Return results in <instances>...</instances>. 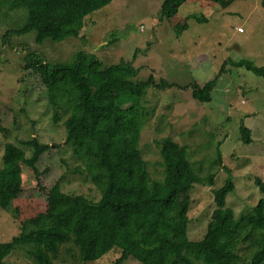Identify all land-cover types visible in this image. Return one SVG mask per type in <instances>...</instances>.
Listing matches in <instances>:
<instances>
[{
	"label": "trees",
	"instance_id": "trees-1",
	"mask_svg": "<svg viewBox=\"0 0 264 264\" xmlns=\"http://www.w3.org/2000/svg\"><path fill=\"white\" fill-rule=\"evenodd\" d=\"M6 1L12 9H27L25 23L6 35L34 30L36 40L43 42L79 36L86 16L113 0ZM188 1L164 0L161 18L171 20L178 31L188 28V18H176ZM199 1L228 7L235 0ZM25 59V69L49 88L54 117L60 120L65 116L67 142L84 165L79 170L101 190V197L93 201L83 193L67 192L59 180L49 186L40 183V177L50 172L57 145L38 137L19 143L8 141L0 164V206L20 221L21 233L0 242V264H8L7 256L17 247L33 256L35 263L51 264L68 243L78 248L85 262L118 249L119 255L111 264H126L130 257L141 264H240L244 240H250L254 247L246 264H264V196L249 212L237 217L234 208L227 205V196L236 187L230 168L225 183L215 190L217 206L205 236L199 240L190 239L188 234L191 190L198 182L213 185L215 172L202 177L187 147L166 136L161 141L164 177H151L139 145L144 125L155 113L146 105L145 95L150 85L165 88L174 84L164 79L158 82L153 74L136 79L139 68L131 60L104 65L96 54L83 50L70 63L53 64L36 52H28ZM228 62L264 74V66L257 67L245 58L227 59L213 78L192 83L195 98L212 99ZM242 132L243 141L251 142V129L242 126ZM221 161L219 153L217 163ZM41 166L45 168L41 170ZM29 170L36 175L43 198L25 194ZM256 181L264 192V181L260 177Z\"/></svg>",
	"mask_w": 264,
	"mask_h": 264
},
{
	"label": "rangeland",
	"instance_id": "rangeland-1",
	"mask_svg": "<svg viewBox=\"0 0 264 264\" xmlns=\"http://www.w3.org/2000/svg\"><path fill=\"white\" fill-rule=\"evenodd\" d=\"M163 1L113 0L86 16L79 36L38 42L34 30L6 35L25 23L27 9H12L6 0H0V164L8 141L19 143L38 137L57 145L50 172L40 177V183L49 186L59 180L63 190L99 200L101 190L79 170L84 165L67 142L65 116L60 120L54 117L50 90L40 77L25 69V58L28 52H36L53 64L70 63L83 50L96 54L104 65L131 60L139 68L136 79L153 74L158 82L164 79L174 84L165 88L150 85L145 95L146 105L155 113L146 121L139 145L151 177H164L161 141L166 136L187 147L202 177L211 171L216 174L213 185L198 182L191 190L188 234L190 239L199 240L205 236L217 206L215 190L230 175L227 167L236 183L227 205L234 208L237 217L249 212L264 196L256 181L258 177L264 181V74L228 62L211 100L195 98L192 89L194 81L213 78L227 59L245 58L257 67L264 66V0H235L228 7L190 0L176 16L188 18L189 27L182 31L168 18H161ZM195 16L208 19L199 21ZM242 126L252 131L249 143L243 141ZM219 153L222 161L217 163ZM28 173L25 194L43 198L36 175L32 170ZM20 233V221L0 206V242ZM250 244V240L240 244V264L250 259L254 249ZM17 248L7 256L8 264H39L27 251ZM118 255V249L111 250L85 262L78 248L68 243L51 264H111ZM126 264L141 263L130 257Z\"/></svg>",
	"mask_w": 264,
	"mask_h": 264
},
{
	"label": "built area",
	"instance_id": "built-area-1",
	"mask_svg": "<svg viewBox=\"0 0 264 264\" xmlns=\"http://www.w3.org/2000/svg\"><path fill=\"white\" fill-rule=\"evenodd\" d=\"M240 30H242V27H240Z\"/></svg>",
	"mask_w": 264,
	"mask_h": 264
},
{
	"label": "clouds",
	"instance_id": "clouds-1",
	"mask_svg": "<svg viewBox=\"0 0 264 264\" xmlns=\"http://www.w3.org/2000/svg\"><path fill=\"white\" fill-rule=\"evenodd\" d=\"M242 30H243V28H242ZM242 30H240V31H242Z\"/></svg>",
	"mask_w": 264,
	"mask_h": 264
}]
</instances>
